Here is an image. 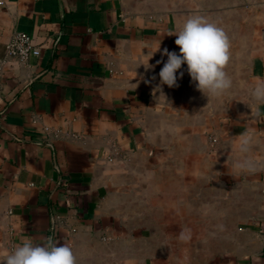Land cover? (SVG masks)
<instances>
[{
    "label": "crops",
    "instance_id": "0c3cea01",
    "mask_svg": "<svg viewBox=\"0 0 264 264\" xmlns=\"http://www.w3.org/2000/svg\"><path fill=\"white\" fill-rule=\"evenodd\" d=\"M193 14L228 35L233 87L208 100L184 64L179 87L154 97L161 52L179 53L168 33ZM17 31L41 55L10 58ZM159 44L145 72L138 65ZM257 78L264 0H0V246L51 237L77 264L261 259L264 103L249 93ZM244 159L255 170L237 173Z\"/></svg>",
    "mask_w": 264,
    "mask_h": 264
},
{
    "label": "clouds",
    "instance_id": "9594fccd",
    "mask_svg": "<svg viewBox=\"0 0 264 264\" xmlns=\"http://www.w3.org/2000/svg\"><path fill=\"white\" fill-rule=\"evenodd\" d=\"M175 35V44L179 47V53L164 48L161 52V60L156 64L163 63L159 71L160 83L152 88L155 97L157 92L164 96L163 85L169 88L179 87L177 72L182 65H187V72L198 91L202 92L208 100L225 95L233 87V80L226 71L231 61V42L226 32L216 23L204 16L193 14L187 17L177 32L168 33ZM160 50V44L156 49L147 54L139 66H143L145 72L154 69L149 60L155 52ZM166 56V62L163 57ZM137 67V68H138ZM137 75V73H136ZM183 71L179 77L182 78ZM145 84H151L156 80L153 75L150 79L140 76ZM136 86H138L136 84ZM251 97L258 103H264V79L257 78L254 86L249 90ZM259 115V112L255 113ZM253 142L251 131L242 134L240 138V151L247 153ZM234 169L240 171H254V162L251 159L238 160ZM0 264H77V256L68 244L55 242L51 237L43 243H34L31 238H25L14 247L0 246Z\"/></svg>",
    "mask_w": 264,
    "mask_h": 264
},
{
    "label": "built area",
    "instance_id": "2783aa9c",
    "mask_svg": "<svg viewBox=\"0 0 264 264\" xmlns=\"http://www.w3.org/2000/svg\"><path fill=\"white\" fill-rule=\"evenodd\" d=\"M6 50L10 58L21 63H27L31 57L41 55L40 46L34 42L33 37L22 31L15 32L7 43Z\"/></svg>",
    "mask_w": 264,
    "mask_h": 264
},
{
    "label": "rangeland",
    "instance_id": "374dc122",
    "mask_svg": "<svg viewBox=\"0 0 264 264\" xmlns=\"http://www.w3.org/2000/svg\"><path fill=\"white\" fill-rule=\"evenodd\" d=\"M212 136L213 135H210L209 138L211 139L212 142H214L216 139H214ZM259 255H261V256H259V257H261V259H259V260L256 259V257L255 258H252V257L240 258L237 256V257L233 258V262H235V264H264V253L259 254ZM221 258L222 257H220V259ZM225 258H227V257H225Z\"/></svg>",
    "mask_w": 264,
    "mask_h": 264
}]
</instances>
